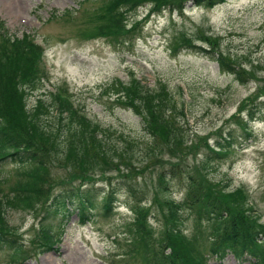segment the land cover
<instances>
[{
  "label": "rangeland",
  "instance_id": "obj_1",
  "mask_svg": "<svg viewBox=\"0 0 264 264\" xmlns=\"http://www.w3.org/2000/svg\"><path fill=\"white\" fill-rule=\"evenodd\" d=\"M139 3L122 9L112 20L113 32H107L103 0H0V41L27 35L42 49L40 66L46 77L35 87H26L20 102L21 112L37 113L32 117L45 127L38 122L41 133L34 138L43 144L47 177L53 182L58 179L62 186L63 178L79 167L70 146L76 147L78 140L81 144L88 129L69 116L62 124L45 89L71 102L98 125L91 131H104L105 138L99 139L105 148L102 152L83 146L93 153L89 158L93 168L85 165L88 171L79 172L82 179L93 178L87 184L96 199L90 222L79 224L74 213L59 229L55 250L46 253L37 238L40 214L3 208L1 217L10 228L6 235L27 252L23 264H164L156 259L171 252L163 233L169 224L170 200L179 211L176 226L181 232L177 233L188 256L191 248L203 264H264V234L253 233L264 224V0H225L213 7L188 3L181 11L155 9L146 0ZM218 56L238 73L222 69ZM135 79L153 92L166 85L174 93L178 105L172 104L164 123L166 132L177 133L181 128V137H166L161 131L164 123L161 129H153L155 137L150 134L152 129L145 128L141 119L148 117L138 110L143 98L135 97L137 113L119 102L120 91L133 89ZM155 98L150 96V102ZM249 103L252 118L257 119L247 124L251 137L238 138L225 150L224 158L201 166L204 142L212 144L231 116L241 117L238 110L243 111L242 117L246 115ZM236 122L233 126L239 128ZM22 131L27 135L26 129ZM44 137L48 139L42 142ZM148 137L163 152L144 155ZM177 138L183 142L175 147ZM27 170V165L3 163L0 179L7 176V180L1 188L23 181ZM191 177L199 187L194 185L189 190L192 196H186ZM106 191L115 201L109 215L102 216L98 198ZM197 191L209 194L210 209L235 218L242 209L233 194H243L251 205L252 255L245 250L243 257H235L228 249L225 257L218 258L211 253L205 231L197 233L199 252L188 244L191 231L205 230L206 225L189 204L199 196ZM134 196L141 203H134ZM135 207L143 208L144 223L150 228V233L137 238L131 231ZM10 253L0 249V264L11 263ZM260 255V261L254 259Z\"/></svg>",
  "mask_w": 264,
  "mask_h": 264
},
{
  "label": "trees",
  "instance_id": "obj_2",
  "mask_svg": "<svg viewBox=\"0 0 264 264\" xmlns=\"http://www.w3.org/2000/svg\"><path fill=\"white\" fill-rule=\"evenodd\" d=\"M102 1V0H101ZM141 0H103L104 9L102 13L105 22V30L107 32H113L112 20L115 16L121 13L122 9H131L130 7L136 6ZM153 3L152 7L159 9L161 7H170L181 10L185 4L191 2L196 5H204L206 7H213L225 0H146ZM40 56L41 48L36 44L33 39H29L27 36L24 38H1L0 41V168L5 162H11L15 164L27 165L28 172L24 174L26 178L20 183L9 186L5 190L1 188L3 183L6 182L7 176L0 179V191L2 192V199L0 202L2 204V209L0 212L2 214L3 208L20 210V211H35L40 214L38 220L37 228V238L40 244L43 245L47 251L55 250L54 246L57 242V234L59 229L63 228L68 222L69 218L76 213L78 217V223L85 224L94 217L92 210L95 208L96 199L94 196L93 188L87 185L93 181L92 175L82 179L79 176L81 170L88 171L92 169L93 165L89 164V158L93 156V153L88 151L85 147H90V149H95L98 151H103L104 145L99 139L104 138V131L101 133H93L91 130L98 127L97 124L90 121L84 114H80L79 110L72 106L66 98L53 96V102L56 105L55 111H59V119L61 118V123L64 124L66 117L69 116L70 119L76 120L80 126L87 128L85 136H82L77 141V145L70 146V151L74 160H78L79 167L72 169L68 173V178H63L64 181L61 182L63 185H59V180H50L47 177L48 165L46 166L45 152L41 149V144L37 143L34 138L36 135L40 136V127L44 125L36 118L37 113L25 112L22 113L21 110L23 105L20 102L21 94L25 92L26 87H35V85L40 81L41 76H44V69L40 66ZM220 67H224L231 71L232 73H238L234 66H226L225 60L221 56L217 57ZM23 87H19L18 85ZM134 88L129 89L125 87L118 94V100L121 103L126 104L137 111L139 102L136 101L135 97L139 96L143 98L140 100V106L138 110L144 113L148 119H141L144 123V127L152 129L149 132L154 137L156 133L153 129L160 128V123H164V120L168 118L167 111H171L174 104H178L177 99L174 94L169 93L165 86L162 85L157 92L151 91L141 84L140 80H136L133 83ZM137 90V91H135ZM156 96L154 103L150 102L149 97ZM177 95V94H176ZM55 100V101H54ZM144 104V105H143ZM243 105V103H241ZM76 110V111H75ZM251 105L249 103V109L242 117L243 111L238 110L241 117L237 118L236 115L231 116V121L225 122L221 130L222 133H217L214 136V141L212 144L204 142L203 144V156L200 161L201 166L205 167L211 164V161H217L224 158L225 150L233 145L238 138L246 139L250 136V131L247 126L248 122L252 120V115L250 113ZM30 115L27 117V114ZM137 113V112H136ZM8 114V116H4ZM238 119V122L233 121ZM244 118V119H243ZM144 119V120H143ZM40 123V127L38 125ZM234 122L237 123L239 128H236ZM232 125V126H231ZM66 126V125H65ZM92 128V129H90ZM164 130L161 131L165 133V136L173 139L175 136L181 137L184 132L180 129L173 132H166L167 126L163 124ZM179 128V127H178ZM23 129H26L27 135L23 134ZM224 129H227L224 131ZM100 130V129H99ZM100 135V136H99ZM234 137L235 139H232ZM47 140L48 138H41ZM208 141V136L205 137ZM156 141L152 137H148L146 140V146L143 148L144 155H149L151 153L163 152L161 148L155 146ZM183 142L182 138H177L173 140L174 146L177 147ZM116 149H119L116 147ZM79 150V152H77ZM102 156V155H101ZM210 162V164H209ZM75 167V162L71 163V167ZM103 170V168H101ZM25 172H22L23 174ZM86 174V173H85ZM1 177V174H0ZM103 177V176H102ZM6 178V179H5ZM82 179V180H81ZM91 180V181H90ZM49 181V183H47ZM185 185V184H183ZM198 186L197 182L191 177V180L186 184L187 191L186 196L190 195L189 190L194 186ZM166 190L169 188L165 185ZM201 188V187H200ZM233 194V199L237 202V207L242 209L241 212L237 213L238 217L235 218L234 215L228 216L224 214H219L215 209L209 208L208 197L209 194L202 191H197V199L190 200L193 208L196 209V213L199 220H204L206 222L205 230H192L187 242L192 248L199 252L198 246L201 245L197 242V233L200 231H205L208 241L210 242L211 253L216 254L218 258H223L226 255V251L230 249L235 255V257H243L245 250L248 251L250 255L251 249L249 250V245L253 244L252 233L249 231L250 217L252 214L251 205H248L243 194L239 193ZM201 194V195H200ZM228 196L232 197V194ZM100 207L102 210V216H108L113 202L115 201V196L106 191L99 196ZM134 203H141V198L134 196ZM196 201V202H195ZM171 209L168 211V225L166 226L163 233L168 244H171V252L164 256L158 257L156 260L165 262L164 264H203L201 258L190 248V253L187 254V247L180 241V235L177 231L181 232L180 226H176L177 221L180 220L179 211L177 206L172 203ZM137 205V204H136ZM192 206H189L192 208ZM142 207H135V218L132 223V233L134 237H142L145 234L150 233V228L144 223V213L141 211ZM243 211L245 213H243ZM0 214V249L10 250V264H22L25 259L27 252L22 248L21 243H15L9 236L10 228L4 223V217L2 218ZM3 215V214H2ZM263 227V228H262ZM260 232L255 231L253 233H263L264 234V224L259 226ZM263 239L260 241L262 242ZM148 248V245L145 244ZM159 246H163V241L160 242ZM167 246V243H165ZM41 251H45L41 249ZM257 261L261 260V255L255 256Z\"/></svg>",
  "mask_w": 264,
  "mask_h": 264
}]
</instances>
